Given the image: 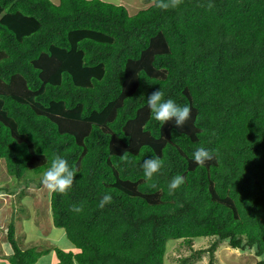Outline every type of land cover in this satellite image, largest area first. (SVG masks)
<instances>
[{
  "label": "trees",
  "instance_id": "obj_1",
  "mask_svg": "<svg viewBox=\"0 0 264 264\" xmlns=\"http://www.w3.org/2000/svg\"><path fill=\"white\" fill-rule=\"evenodd\" d=\"M148 3L130 15L119 0H0V167L37 188L55 155L78 169L66 194L50 193L76 249L55 246V264H165L170 241L198 237L215 241L179 264L206 252L215 264L224 241L264 264V0ZM159 88L191 108L182 127L153 118ZM199 147L215 158L196 164ZM148 157L164 164L153 181ZM6 242L7 264L52 250L22 247L13 221Z\"/></svg>",
  "mask_w": 264,
  "mask_h": 264
},
{
  "label": "rangeland",
  "instance_id": "obj_2",
  "mask_svg": "<svg viewBox=\"0 0 264 264\" xmlns=\"http://www.w3.org/2000/svg\"><path fill=\"white\" fill-rule=\"evenodd\" d=\"M50 1L54 4L59 2V0ZM102 1L116 3L118 0ZM119 2L128 8L130 15L150 5L148 0H119ZM0 168V254L4 253L2 247L7 248L5 245L2 246V242L7 239V228L12 221L16 227L17 240L22 247L38 245L39 249L52 248L53 250L57 246L65 250H76L67 238L64 229L57 228L53 223L50 206L51 192L43 184L37 188L33 183H29L26 187L24 179H14L7 173L3 161H1ZM35 179L39 181L40 178L36 177ZM9 190L14 191L13 195L8 194ZM25 221H31L35 226L34 237L26 232ZM214 241L215 238L198 237L193 239L191 246L184 243L183 239L170 241L165 264H179L181 258L190 257L194 251L207 250ZM9 250L12 252L11 249ZM262 258L256 256L254 249L244 251L233 249L226 241L219 243L213 253L215 264H257ZM210 259V253L206 252L202 254L201 258H193L189 264H209ZM55 262L54 255L51 264H55Z\"/></svg>",
  "mask_w": 264,
  "mask_h": 264
},
{
  "label": "clouds",
  "instance_id": "obj_3",
  "mask_svg": "<svg viewBox=\"0 0 264 264\" xmlns=\"http://www.w3.org/2000/svg\"><path fill=\"white\" fill-rule=\"evenodd\" d=\"M153 3L156 8L168 11L170 9L178 8L183 3V0H153ZM212 6V3L208 4L209 8ZM147 104L153 118L162 124L170 120H175L176 126L182 127L191 118V108L188 105H177L172 99L165 100L161 88L152 92L148 96ZM193 156L194 162L201 166H203L206 161H211L215 158L214 152L209 151L204 147L197 148L193 153ZM121 160L124 163H132L124 154L121 156ZM163 166V161L159 157L146 158L142 163L143 174L146 180L153 181L154 176L161 171ZM77 172L78 169L70 167L66 159L62 158L60 155H55L51 161V166L43 174L42 184L52 193L66 194L72 188ZM184 183L185 178L182 175L177 174L168 184L169 193H174ZM150 186L155 188V182ZM112 202V195L105 194L99 201V208L103 209L106 205L111 204ZM71 211L74 213H81L83 211V205H73ZM25 230L30 236L34 237L36 234L35 226L31 221H25ZM46 260L47 258L42 256L36 260L35 264H45Z\"/></svg>",
  "mask_w": 264,
  "mask_h": 264
},
{
  "label": "crops",
  "instance_id": "obj_4",
  "mask_svg": "<svg viewBox=\"0 0 264 264\" xmlns=\"http://www.w3.org/2000/svg\"><path fill=\"white\" fill-rule=\"evenodd\" d=\"M4 245L7 246V248L2 247ZM2 246H1L2 247V251H4V253L0 254V264H7L8 263L7 260L5 258H2V256H6L7 255L6 253H9L8 255H10L13 251L11 252L9 250V249H11V247H10L9 243L6 242V241L2 242ZM43 257L47 258V260L45 261V264H51L52 258L54 257V250H51L47 255H44Z\"/></svg>",
  "mask_w": 264,
  "mask_h": 264
}]
</instances>
